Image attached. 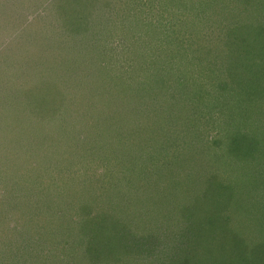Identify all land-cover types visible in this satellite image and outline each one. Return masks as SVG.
I'll list each match as a JSON object with an SVG mask.
<instances>
[{
  "label": "rangeland",
  "instance_id": "1",
  "mask_svg": "<svg viewBox=\"0 0 264 264\" xmlns=\"http://www.w3.org/2000/svg\"><path fill=\"white\" fill-rule=\"evenodd\" d=\"M51 1L0 0V264H142L122 252L128 238L145 240L138 257L146 264H162L159 250L145 252L161 247L158 237L183 245L178 264L210 252L202 261L226 264L201 236L208 228L196 231L207 208L221 219L211 230L225 232L222 253L235 264L253 261L264 198L249 186V168L228 158L232 145L216 147L225 166L211 161L207 144L230 124L250 142L264 140V69L229 42L223 64L233 79L214 80L209 69L219 64L196 49L212 40L211 23L222 24L215 38L232 39V30L264 22V0H119L118 9L73 0L83 16H100L78 28L62 24ZM170 13L188 18L185 27L169 25ZM262 30L246 33L247 45L264 40ZM141 66L154 73L136 77ZM205 90L209 101L199 99ZM244 90L259 99L245 94L237 103ZM225 112L230 124L220 121ZM209 174L233 185L224 204L206 193Z\"/></svg>",
  "mask_w": 264,
  "mask_h": 264
},
{
  "label": "trees",
  "instance_id": "2",
  "mask_svg": "<svg viewBox=\"0 0 264 264\" xmlns=\"http://www.w3.org/2000/svg\"><path fill=\"white\" fill-rule=\"evenodd\" d=\"M52 1H53V4L56 6V8H60V10H61V15L60 16H61V19H62V22H63L62 24H65V25L72 24L74 28L75 27L78 28V25L81 24V20L82 19L84 21H86V23H87V21L89 19L91 21V23H92V22H96L95 20H97V17H100V16H93V17H91V16H83L81 14V11L76 6L77 4H73V0H65V1L64 0H52ZM89 1L90 2L93 1L94 5H95V6L93 5L94 9H99L98 8V4H99L98 0H89ZM116 1H119V0H110V5L112 7L114 6L116 9H118V5L115 4ZM196 2H198V1H196ZM241 2H242L241 4L244 3L245 5H250L249 3H251L250 0H241ZM105 3H107V2L106 1L102 2V5L104 7L106 5ZM225 6H227V5H225ZM106 10H109V13H110V9H106ZM161 14L163 16H165L163 13H161ZM114 15H115V17H114V19H115L116 16L118 18L120 15H122V13H120V11L118 10V12L116 14H114ZM250 15H251V13L249 14V16ZM244 16L246 17L244 19V21L247 22L249 20L248 19L249 16H248L247 13H245ZM169 17H170V20L168 22L169 25L170 24H174L175 25L177 23L176 25L179 24V27L182 29V28L185 27L184 25L187 24L186 22H187L188 18H184V19H186V20H184V19H181L178 15H172V13H170ZM165 18H167V17L165 16ZM257 18L258 17L255 16V20H257ZM120 22L124 23V21H120ZM254 23H255V25H254ZM256 23L257 22L250 23V24H252L250 27L247 25V27H242L241 29H234V27H233L232 29H234V30L231 31V35L235 34V36L232 35V39H225L224 37H222L221 39L220 38H215L217 29H218V31H222V27H221L222 24H218V23L212 24L211 23L212 27L209 29L208 34L214 35V36L211 37L212 40L210 39V37L207 38L206 40H204L202 38V40H200V42L198 44V47L196 49L197 54L199 55V58H207L209 60L210 59H214L219 64V65H217V64L214 65V62L212 63V67L209 69V76L210 77H213L214 80H215V78H217V79L219 78L220 80H224L225 77H229V75L227 74L229 72L228 69H227L229 66L223 64V58L224 57L225 58H227V57L232 58V55H231L230 51L228 50V48H226V45L229 42H231L233 44L234 48L241 49L242 52L246 53V56L244 57V58H248V59H246V61L251 62V58L250 57H253V62H251V63H252V66L254 68H263L264 69V67H263L264 55L262 54L264 52V40L261 37L253 36L252 37L253 45L251 44V46H250V44L247 45V43H246V42H249V38L251 39V36H249V38H248L245 35L246 33L253 32L254 30H256L257 32H259V30H260V32L262 33V31H263L262 28L264 27V22H260L259 24L258 23L256 24ZM239 24L240 25H244L245 23L239 22ZM119 27H123V26H119ZM67 29H70V28L67 27ZM67 33H70V31L67 32ZM241 35H244V36L239 37ZM66 36H68V35H66ZM65 38L66 37L64 35V39ZM257 47L259 48V52H257V50H256ZM168 64H169V62L167 64L165 63L166 66H168ZM144 67H147V66L144 65ZM144 67H142V66H141V68L138 67V70H136V72L133 71V74L134 75L137 74L136 77H139L141 75L140 79H142L144 77L147 79V77L145 76L144 71H146V70L148 71L149 70V72H151V73L153 72L154 73V71H153L154 67L150 66L151 68H145V69H144ZM157 68L159 70V67H157ZM139 69L142 72V74H140L138 72ZM243 69H245V67ZM229 78H231V77H229ZM231 79H233V78H231ZM134 82H132V84ZM154 83H155V81H154ZM58 85L60 86V84H58ZM54 86H56V85H54ZM53 89L57 93L59 88H58V86H56ZM160 89H162V88H160ZM223 93L225 94V92L223 91V92L220 93V95H224ZM239 93L240 94L238 96L237 103L240 101L239 99H242L241 97H244L245 94H249L246 90H244V92L242 91V93L241 92H239ZM200 95L201 96L199 97V99H205V100L209 101L210 95H209V92H207V90L201 92ZM258 95H260V94H257L256 92H254V94L252 96H250V94H249V97H252V100L256 102V100L259 99ZM260 96H262L261 98L264 97L263 94L260 95ZM261 98H260V100H262ZM49 111H50L51 115H53L54 110H49ZM225 116H226L228 121H224V118H221L220 121L222 123L233 122V116L232 115L230 116L229 112H225ZM143 119H145V118H143ZM143 122H146V121L142 120V122H140V126H142V125L146 126ZM222 123H219V124L221 125ZM226 126H223V127L219 126V129L228 130V133H226V134L224 133L225 135H222V134L219 135L220 132H218L215 135L214 138H211L210 141H208V144H207L208 148L207 149L210 150V152L213 154V156H211V157L214 158L211 161H214L215 163L216 162H220V163L222 162L225 165L226 160L224 161L223 155H219V151H218V149H216V147H219V148L222 149L223 147L225 148V144L226 143L228 145L229 144L232 145L231 148H230V151L227 152L228 155H229L228 158L233 163H235L236 161L240 162V164L242 163L240 169L241 168L242 169L243 168L244 169L249 168V171L244 174L245 176H249L251 178V180H253L250 183L249 186L253 185L254 187L252 189H254L257 186L255 189L259 190V191H257L255 196L258 199L259 198H261V199L264 198V156L261 153L262 148H264V143H263L264 140L254 138L255 141L254 142H250L247 139L250 136V134H249V132L244 130L242 125H241V129H238L237 132L232 130L233 128H232L231 124L228 127H226ZM216 137H218V138H216ZM123 141L124 142L121 141L120 143L125 145V146L126 145L129 146L131 144L127 140H123ZM224 148H223V150H224ZM214 154H217V156L215 157ZM148 161H151V158ZM133 168H135V166H133ZM140 173H142V170L138 169V174H140ZM242 180H240V181L242 182ZM226 187H228V188H226ZM207 188H208V191H206V193L208 194V196L213 197V198H218L221 201V202L217 201V203H215V204H224L227 201L226 197H229L230 190L233 189V185L230 184L229 186H226L225 183L219 177H217L215 174H209L208 175V179H207V187H206V189ZM85 211L87 213H90L89 209H86ZM207 213H209V216H207V225H202L201 224L200 227L196 228V231L199 230L198 232L200 234V231L203 228H208V230H206L207 233L209 232L207 235H204L202 233V231H201L202 235L200 234L203 238L207 239L208 247L209 248L211 247V249L215 250L214 252H218L222 256H224L226 264L227 263L228 264H235L236 261H235L234 257L230 253H227L226 255H224L222 253V251L224 249H227V244L223 240V239H225V237H224L225 232L223 231V229L219 228L218 230H211V226H215L214 223L216 225L218 223H220L221 219L217 216L215 211L212 212L211 209H209V208H207ZM262 218H263V221H264V214L262 215ZM93 222H94L93 218H91V220H90L91 224L90 225H92ZM76 223L79 225L78 222H76ZM256 223H258V225L257 224L256 225L261 228V229L258 228V230L256 229V231H259V233H263L264 232V227L262 226V224L264 225V223H261L260 219L258 221H256ZM220 226H221V223L219 225H217V227H220ZM260 230H261V232H260ZM225 231H226V229H225ZM252 233L253 232L251 231V234ZM147 237H149V236H147ZM252 237L254 238L253 241H255V246H256V243H258V245L256 247H259V248L254 249L255 251L253 253V255H254L253 261H249V262H248V260L247 261H243V264H264V240L260 239L259 241H257L258 238H256L254 235H252ZM160 238L161 237H158L157 243L161 247H159V248L153 247L152 248V247L148 246V247H146L145 252L148 253L150 255V257H154V255H155L154 252L159 250V252H160L159 259H160V262L162 264H171V263L172 264H178V258L180 257V255L177 252H179V251H180V253L183 252V250L181 249V247L183 245H180V242L177 241V240H170V241L165 240L164 242H162ZM159 239L165 245V247H162V243L159 244ZM199 240H200V238H198V240L195 241V243H198L200 247H197V248L202 250V247H206V246H204V244L202 245ZM144 241L141 243L142 246L141 245L137 246L133 242H130V238H128V239H126V241L124 240V243H122V245L120 244V246L122 247L121 250H122L123 253H125L127 255H129V254L132 255L134 253V258L139 259L142 264H146L145 262H147L148 260L144 261V260H141L140 257H138L140 255L141 250L144 247ZM61 242L62 241H60V243ZM176 242H179V243H176ZM238 242L241 243L240 242V238H239ZM148 243H150L149 238H148ZM92 244H93V242H92ZM91 246H90L89 251L92 249ZM235 246H237V245H235ZM169 247H171V248L168 249ZM190 247L191 246H188V249ZM147 249L149 250V252L147 251ZM170 250H172V251H171V253L169 255L164 253L165 251L168 253V252H170ZM208 254L214 256V254H212L211 252L210 253H196L194 255V257L196 258L195 260H194V257H193L192 259H188L187 261H185V263H187V264H208V261H202V260H206V256ZM163 258H166V259L162 261ZM214 259H215V257H214ZM136 260H135V262H136ZM148 264H150V263H148ZM210 264H215V260H213ZM218 264H220V263L218 262ZM239 264H241V263H239Z\"/></svg>",
  "mask_w": 264,
  "mask_h": 264
}]
</instances>
